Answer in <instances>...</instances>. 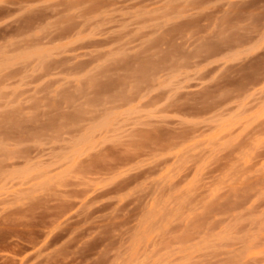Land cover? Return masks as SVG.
<instances>
[{"label":"rangeland","instance_id":"1","mask_svg":"<svg viewBox=\"0 0 264 264\" xmlns=\"http://www.w3.org/2000/svg\"><path fill=\"white\" fill-rule=\"evenodd\" d=\"M0 264H264V0H0Z\"/></svg>","mask_w":264,"mask_h":264}]
</instances>
